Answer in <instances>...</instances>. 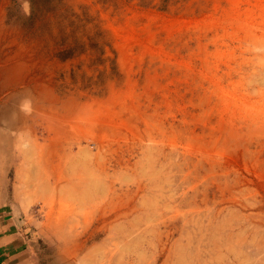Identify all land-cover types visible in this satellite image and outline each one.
Listing matches in <instances>:
<instances>
[{"label":"rangeland","instance_id":"374dc122","mask_svg":"<svg viewBox=\"0 0 264 264\" xmlns=\"http://www.w3.org/2000/svg\"><path fill=\"white\" fill-rule=\"evenodd\" d=\"M262 3L0 0V201L37 264H264V77L237 45Z\"/></svg>","mask_w":264,"mask_h":264},{"label":"crops","instance_id":"0c3cea01","mask_svg":"<svg viewBox=\"0 0 264 264\" xmlns=\"http://www.w3.org/2000/svg\"><path fill=\"white\" fill-rule=\"evenodd\" d=\"M21 213L0 201V264H37L33 228Z\"/></svg>","mask_w":264,"mask_h":264},{"label":"bare ground","instance_id":"6f19581e","mask_svg":"<svg viewBox=\"0 0 264 264\" xmlns=\"http://www.w3.org/2000/svg\"><path fill=\"white\" fill-rule=\"evenodd\" d=\"M263 4V3H262ZM235 6V5H234ZM262 6V5H261ZM259 7V6H258ZM261 8V7H260ZM264 12V4H263V6H262V13ZM253 14V13H252ZM248 15V14H247ZM254 15V14H253ZM257 15V14H256ZM238 16V15H237ZM236 16V17H237ZM246 16V15H245ZM255 16V15H254ZM263 17V16H262ZM229 18V17H228ZM227 19V18H226ZM236 21V20H235ZM241 21H243V20H241ZM245 21V20H244ZM249 21V20H248ZM258 21V20H257ZM210 22H211V20H210ZM209 22V23H210ZM225 22V21H224ZM233 22H234V20H233ZM237 23H238V21H236ZM250 22V21H249ZM209 23H207V24H209ZM214 23V22H213ZM235 23V22H234ZM246 23H248V22H246ZM252 23V22H251ZM257 24H258V22H256ZM260 23V22H259ZM250 24V23H249ZM254 24V23H253ZM211 25V24H210ZM261 25V24H260ZM218 27V26H217ZM228 27V26H227ZM238 27H239V25H238ZM226 28V27H225ZM237 28V27H236ZM207 30V29H206ZM205 30V31H206ZM232 31V30H231ZM240 31V30H239ZM245 32V31H244ZM243 32V33H244ZM261 34H263V31H261ZM223 35V34H222ZM235 35V34H234ZM244 35V34H243ZM249 35V34H248ZM227 36H228V34H227ZM226 36V37H227ZM263 36H264V34H263ZM230 37H231V35H230ZM253 41L251 42V43H242V39L241 38H237V45L239 46V48L241 49L240 50V52L242 53L241 54V59H240V61H239V64L241 63V62H248L249 63V65L250 64H252L251 65V70L252 71H250V72H248L249 74H251V75H253L254 77H255V79H258L259 78V76L261 77L260 79L262 80L263 79V77H264V38H251ZM226 43V42H225ZM245 51H247L248 53H249V56L248 57H246V56H244L243 55V53L245 52ZM249 61H251V63L249 62ZM262 71V72H261ZM258 78H257V77ZM259 81V80H258ZM259 83V82H258ZM257 85V84H256ZM255 86V85H254ZM258 110V109H257ZM216 112V111H215ZM216 114V113H215ZM244 115H246V118H247V120L248 121H251L252 123L253 122H255L257 119H260L261 117H260V114H259V112H249V114L248 113H246V114H244ZM244 115H242V116H244ZM218 116V115H217ZM217 120V119H216ZM216 123H217V121H216ZM222 124V123H221ZM212 130V129H211ZM229 132H230V130H229ZM226 135H228L227 133H226ZM234 135V134H233ZM229 136V135H228ZM235 137H237V136H235ZM219 148H221V147H219ZM206 150V149H205ZM209 150H211V147H210V149ZM208 150V151H209ZM215 150V149H214ZM226 160V159H225ZM228 161V160H227ZM116 162V161H115ZM224 162V161H223ZM225 163V162H224ZM117 164V163H116ZM137 188V187H136ZM139 190V189H138ZM140 190H141V188H140ZM239 215V214H238ZM243 216V215H242ZM229 230V229H228ZM246 261V260H245ZM208 262V261H207ZM193 263V262H192Z\"/></svg>","mask_w":264,"mask_h":264}]
</instances>
